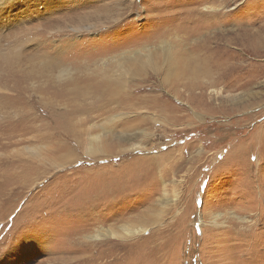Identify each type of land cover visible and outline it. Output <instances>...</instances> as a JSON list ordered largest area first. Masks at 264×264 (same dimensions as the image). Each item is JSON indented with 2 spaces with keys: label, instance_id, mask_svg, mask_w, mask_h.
I'll list each match as a JSON object with an SVG mask.
<instances>
[{
  "label": "rangeland",
  "instance_id": "rangeland-1",
  "mask_svg": "<svg viewBox=\"0 0 264 264\" xmlns=\"http://www.w3.org/2000/svg\"><path fill=\"white\" fill-rule=\"evenodd\" d=\"M10 5L0 264H264V0Z\"/></svg>",
  "mask_w": 264,
  "mask_h": 264
},
{
  "label": "bare ground",
  "instance_id": "bare-ground-1",
  "mask_svg": "<svg viewBox=\"0 0 264 264\" xmlns=\"http://www.w3.org/2000/svg\"><path fill=\"white\" fill-rule=\"evenodd\" d=\"M12 2H14V0H0V11H1V17H3V9L4 10H6V12L9 14V10L11 9V5L10 4H12ZM204 2V1H203ZM207 2V1H206ZM206 2H204V3H206ZM214 2V1H213ZM215 2H216V0H215ZM219 2V1H218ZM198 4H199V2H198ZM218 4V3H217ZM201 5V4H200ZM211 5H214V4H211ZM219 5V4H218ZM217 7V6H216ZM216 7H211L210 5H208V7H206L209 11H216ZM24 12V11H23ZM198 13V12H197ZM209 13V12H208ZM210 14V13H209ZM22 15H24V14H22ZM204 15V14H203ZM212 16V15H211ZM216 16V15H215ZM1 17H0V19H1ZM10 17V16H9ZM9 17H7V16H5L4 18H3V20H6V21H8L9 20ZM203 18V17H202ZM210 18V17H209ZM15 19V18H14ZM11 21H12V19H11ZM1 22H3V21H1ZM206 22V21H205ZM4 23V22H3ZM210 23V22H209ZM8 24V23H7ZM203 24V23H202ZM205 24V23H204ZM213 24H214V22H213ZM213 24H212V27H213ZM6 25V24H5ZM206 26V25H205ZM209 31V30H208ZM215 32V31H214ZM223 35H221V32L220 33H215L211 38H209V39H212L213 37H216L215 38V40H216V42H212L211 40H207L206 41V43H203L204 44V46L203 47H200L201 49H205V51L207 50V51H212V53L214 52V53H216L217 51H219L222 47H223V45H222V42L225 40V38H224V36L222 37ZM228 42H230V41H228ZM232 43V42H231ZM206 51V52H207ZM146 52V54L145 55H142V54H140V53H137V54H135V55H133L132 57H129L128 59H126L125 60V58H123L122 57V61L121 62H123V64L120 62L119 64H117V67L119 68V72H120V79L121 80H126V78H127V76L129 75V73H130V71L128 70V69H126L127 67L125 66V65H127L128 66V68L130 69L131 67L129 66V65H135V66H137V64H147L148 66L150 65V62L152 61L151 60V57L149 58V51L147 50V51H145ZM131 55V54H130ZM130 55H128V56H130ZM214 55V54H213ZM128 56H126V57H128ZM144 59H146V61L144 62L143 60ZM118 61H120V60H118ZM125 64V65H124ZM222 65V64H221ZM51 66V65H50ZM143 66V65H142ZM141 66V67H142ZM146 67V66H145ZM53 68V67H52ZM138 71L139 70H137V73H138ZM132 72V71H131ZM55 73V72H54ZM62 74V73H61ZM138 75V74H137ZM132 79H133V77H132ZM128 81H130L129 79H128ZM213 92H215L216 93V91H213ZM45 138V137H44ZM102 142V136H100V135H96V136H92V138L90 139V152H97L98 153V149H100V148H98L96 145H98V144H100ZM102 146V145H101ZM100 146V147H101ZM19 178H18V181L21 179V180H23L22 179V177H23V174L22 175H19L18 176ZM17 179V178H16ZM24 188V187H23ZM98 197V196H97ZM241 220V219H240ZM245 220H241V223L242 222H244ZM202 223V222H201ZM204 223V222H203ZM258 223V222H257ZM145 231H146V228H144V227H131V228H127V229H124V232H125V235H122V237L124 238V237H131V236H135V235H140V234H143V233H145ZM234 231V230H233ZM108 236H110V237H116L117 236V234L116 233H114V232H108ZM240 236H242V235H240ZM240 239H242V238H240ZM6 264H11V263H9V262H7Z\"/></svg>",
  "mask_w": 264,
  "mask_h": 264
}]
</instances>
